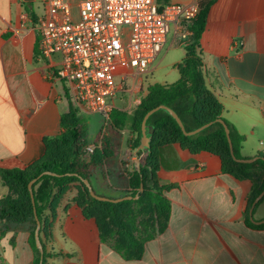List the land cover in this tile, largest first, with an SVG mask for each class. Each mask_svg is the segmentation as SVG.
Wrapping results in <instances>:
<instances>
[{
  "label": "crops",
  "instance_id": "1",
  "mask_svg": "<svg viewBox=\"0 0 264 264\" xmlns=\"http://www.w3.org/2000/svg\"><path fill=\"white\" fill-rule=\"evenodd\" d=\"M45 1L0 0V171L25 170L40 162L47 151L44 140L61 134L60 120L70 103L80 117L88 114L72 101V86L58 78L61 56L41 55L37 23L45 16ZM197 1L202 0H157L160 6ZM175 41L173 34L171 45L144 74H151V86L180 80L177 65L186 51L180 61L164 65ZM200 50L207 86L223 105V118L245 136L243 158L264 154V0H216ZM169 68L172 80H157V73ZM120 136L118 164L107 169L115 183L136 169L141 154L134 149L137 134L130 122ZM157 177L172 186L165 192L171 202L169 226L146 244L140 260L127 261L101 242L96 221L85 218L76 202L78 187L73 185L54 214H46L47 233L40 237L49 253L63 254L47 264H264V230L245 223L251 180L225 174L218 156L191 154L179 144L163 149ZM98 180L93 186L96 182L104 189ZM8 193L0 172V201ZM253 217L264 220V200ZM29 240V224L4 231L0 220V264H34Z\"/></svg>",
  "mask_w": 264,
  "mask_h": 264
},
{
  "label": "trees",
  "instance_id": "2",
  "mask_svg": "<svg viewBox=\"0 0 264 264\" xmlns=\"http://www.w3.org/2000/svg\"><path fill=\"white\" fill-rule=\"evenodd\" d=\"M215 2L216 0H202L199 15L188 26L190 37L183 43L186 56L177 65L180 80L172 85L150 86L147 97L141 101L134 115L113 109L106 121L105 131L102 132L101 147H97L92 154L86 152L87 130L79 111L70 103L69 111L62 115L60 120L61 134L44 140L47 151L40 162L25 170L0 171L2 180L9 189V193L0 201V220L3 229L7 231L15 226L30 225L29 241L35 251L34 264H40L41 261L47 264L53 256H63L49 253L42 237L44 254L43 256L40 254L35 240L37 222L34 210L36 209L42 224L40 234H46L49 221L48 216L46 217L47 212L54 214L56 203L73 185L78 187L76 202L83 210L85 218L96 221L101 242L127 261L140 260L146 244L164 233L169 226L171 202L165 192L172 186L162 185L157 172L162 166L163 149L175 144H179L191 154L207 152L218 156L225 174L239 180H251L254 186L245 212V223L251 228L264 230V224L257 225L251 221L249 215L254 200L264 190V154H258L253 163H241L232 157L224 125L218 120H223L229 128L234 155L238 160L245 159L241 154L245 136L223 118V105L208 88L204 74L200 41L206 28L209 11ZM160 105L172 108L188 132L209 123L213 125L198 135L188 137L168 112L161 110L153 114L148 120V124L154 127V134L152 149L146 163L141 165L140 171L135 169L124 176H118L116 186L102 184L105 190L119 194L118 197L108 198L127 196L134 198L120 203L94 199L83 180H89L92 184L99 175L106 183L110 182L107 169L118 164L117 149L122 127L128 122L131 123L133 131L137 134L133 143L134 149H137L142 138L144 117ZM44 172H53L58 176L44 175L36 181L33 185L35 200L33 204L29 184ZM142 184L144 191L140 193ZM93 189L97 195L107 197L98 194L94 186ZM138 194L139 198L135 199ZM263 200L264 198L257 206Z\"/></svg>",
  "mask_w": 264,
  "mask_h": 264
},
{
  "label": "built area",
  "instance_id": "3",
  "mask_svg": "<svg viewBox=\"0 0 264 264\" xmlns=\"http://www.w3.org/2000/svg\"><path fill=\"white\" fill-rule=\"evenodd\" d=\"M45 5L37 23L41 55H60L58 78L72 86V101L105 118L125 91L124 82L147 73L172 32L186 39L200 13L199 1L160 6L157 0H46ZM116 67L129 70L120 84Z\"/></svg>",
  "mask_w": 264,
  "mask_h": 264
},
{
  "label": "rangeland",
  "instance_id": "4",
  "mask_svg": "<svg viewBox=\"0 0 264 264\" xmlns=\"http://www.w3.org/2000/svg\"><path fill=\"white\" fill-rule=\"evenodd\" d=\"M42 7H40L38 13L42 11ZM173 32L169 35L168 38V45H171L173 41ZM190 35L186 39H177L179 41H175L172 44L171 50L169 51L167 58L164 62V65L167 63H172V62H178L185 56V49L181 44L185 43L188 41ZM180 42V43H179ZM161 56L158 58L160 59ZM158 61V60H157ZM172 68H169L168 70H160L156 78L157 80H164V78H167L166 80L171 81L172 77L170 75V71ZM116 73V82L121 83L122 81V75L128 74L129 70L127 67H116L115 69ZM175 73V72H172ZM124 86L127 90H129L128 93L121 92L117 95L114 104H115V110L121 111V112H126L130 113L132 115L135 114V111L137 107L140 105L141 101L145 99L149 93V87L151 86V74L144 78V75L140 76L136 80H132L129 78L127 81L124 82ZM131 91V92H130ZM79 111V110H78ZM80 113V111H79ZM88 113V112H87ZM81 119L84 122L85 128L87 130V140H88V148L91 146L94 148V150L97 147H101V142L103 138V129L105 128L106 121H108L109 118H105L102 114L98 113H93L91 114L90 112L88 114H81ZM87 148V149H88ZM86 149V150H87ZM87 152V151H86ZM92 154V153H91ZM139 157H137L138 159ZM119 161V160H118ZM141 162L143 164L146 163V159L142 158ZM115 173V172H114ZM112 176V174H111ZM114 176V175H113ZM99 179V180H98ZM95 180V179H94ZM96 180L100 181L103 185H115L116 183L112 180L110 182H105L103 181V178L99 175L96 177ZM95 188L98 190V194H104L108 197H116V195L119 196V194H112V192L109 191V193L104 192V189L99 188V184L97 185L96 182H94Z\"/></svg>",
  "mask_w": 264,
  "mask_h": 264
},
{
  "label": "water",
  "instance_id": "5",
  "mask_svg": "<svg viewBox=\"0 0 264 264\" xmlns=\"http://www.w3.org/2000/svg\"><path fill=\"white\" fill-rule=\"evenodd\" d=\"M166 111L168 112L172 118L178 123V125L180 126V128L182 129L183 133L185 134V136H188V137H191V136H195V135H198L199 133L203 132L204 130L208 129L210 126L213 125V123H209V124H206L194 131H186L184 125H183V122L181 121L180 117L178 116V114L170 107H167L165 105H160L154 109H152L151 111H149L146 116L144 117V120H143V123H142V128H141V133H142V138H141V141H140V145L138 147V150L141 151V154L139 155V158L137 159V161L135 162V168L137 171H140V167H141V159L142 158H145L147 159L150 152H151V149H152V146H151V143H152V138H153V134H154V127L152 125H149L148 124V120L149 118L157 113L158 111ZM219 123H222L224 125V128H225V132H226V135H227V138H228V142H229V146H230V150H231V154H232V157L238 161V162H241V163H253L257 157L255 158H251V159H243V160H238L235 155H234V151H233V145H232V141H231V138H230V130L229 128L227 127V125H225V123L223 122V120H218ZM44 175H50V176H58L56 173H53V172H44L42 174H40L37 178L33 179L30 184H29V191H30V194H31V198H32V202L33 204H35V200H34V192H33V185L36 183V181L38 179H40L42 176ZM84 184L86 185V187L88 188L89 192H90V195L98 200V201H102V202H111V203H120L122 201H125V200H132L134 197L132 196H127V197H122V198H117V199H111V198H108V197H103V196H99L97 195L95 192H94V189H93V186L92 184L90 183L89 180H83ZM144 191V185L142 184L141 185V189H140V193H142ZM139 193V194H140ZM139 194L135 197V199H138L139 198ZM264 198V190L262 191V193L254 200L253 204H252V207L250 209V212H249V215H250V219L252 222L256 223L257 225H261V224H264V220L263 221H255L254 217H253V213H254V209L255 207L257 206V204ZM34 213H35V217H36V222H37V227H36V230H35V240H36V247L37 249L40 251V254L43 256L44 254V249H43V245H42V241H41V237H40V233H41V229H42V224L37 216V212H36V209L34 210ZM40 264H43V261H41Z\"/></svg>",
  "mask_w": 264,
  "mask_h": 264
}]
</instances>
